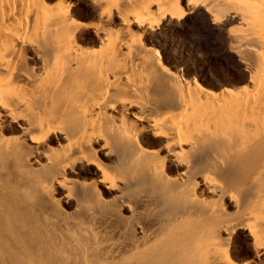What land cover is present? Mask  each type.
<instances>
[{"label": "bare ground", "instance_id": "6f19581e", "mask_svg": "<svg viewBox=\"0 0 264 264\" xmlns=\"http://www.w3.org/2000/svg\"><path fill=\"white\" fill-rule=\"evenodd\" d=\"M122 1L92 0L101 8L99 16L111 17L116 11L124 32L121 40L122 33L118 37L107 30L108 53L95 59L75 50L77 26L70 29L69 6H63L62 1L49 8L46 0H0V264H225L223 255L227 247L223 246L228 239L222 234L229 236L235 231H242V236L252 241L247 245L252 247L254 258L264 262V34L258 29L264 24V0H185V6L199 4L215 21L223 14H215L218 6L234 5L239 20L249 25L252 35L258 36L254 37L261 45L257 55L261 76L258 84L256 73L251 78L252 91L238 94L220 90L212 101L209 100L213 97L202 100L177 95L180 97L175 96L174 108L167 107V111L154 102L124 100V103L122 98L118 108L121 102L113 94L118 90L136 94L139 85L128 80L126 67H119L116 73L115 69L112 79L108 71L121 55L122 42L132 51L135 39L140 40L131 25L143 26L155 12L158 15L151 24H160L167 18L183 19L184 0H142L144 5L131 10L122 9L126 3ZM93 28L96 32L104 30L100 24ZM46 33L55 39V51L50 58L34 47L36 39L41 37L43 41ZM27 55L40 59L38 71L23 68ZM88 69L98 72L90 81L91 87L83 89L87 76L93 75ZM124 75L128 77L122 83ZM110 108L118 111V120L106 112ZM133 108L135 111L130 112ZM17 121L22 122L21 136L6 138L7 126L14 127ZM66 126L72 128L67 130ZM103 129L112 136L109 139L105 134L104 144L122 146L130 163V168L124 170L134 171V175L126 173L131 175L126 177L122 173L119 184L114 174L121 173L124 165L120 168L116 166L120 161L116 163L113 173L96 158L92 146ZM233 130L243 134L237 138L241 139L235 145L238 150L233 147L234 151L222 150L225 145L220 148L217 143L226 142L225 136L233 134L230 133ZM139 132L162 139L159 149L133 153L130 145ZM210 145L217 152L216 156L211 155L215 156V162L208 167L220 177L217 181L220 183L216 182L219 178L208 175L206 170L194 172L197 164H189L193 154ZM208 157L206 161L210 160ZM41 158L45 163H41ZM12 162L18 164L17 171L3 172V164ZM38 162L47 167L37 168ZM14 164L12 168L17 167ZM180 167H183L179 175L181 186L168 187L165 170L170 173V168ZM70 170L81 183L76 182L73 189L71 184L63 198L69 200L73 196L80 210L88 207L92 211L96 208L89 206L100 205L102 199L98 192L93 196L89 190L94 192L100 185L103 192H115L109 199L112 208L97 210V207L91 214L86 213L90 214L88 218L84 215L88 223H83L84 219L71 220L68 214L59 216L58 207L55 209L59 202H54L52 195L58 188H67L66 173ZM188 176L191 181L187 183ZM182 180L185 185L190 183L188 189ZM198 184L214 199L198 197L195 193ZM142 187H147L148 192L128 194ZM181 199L185 201L182 209L167 213L172 203ZM225 201L234 212H225Z\"/></svg>", "mask_w": 264, "mask_h": 264}, {"label": "rangeland", "instance_id": "374dc122", "mask_svg": "<svg viewBox=\"0 0 264 264\" xmlns=\"http://www.w3.org/2000/svg\"><path fill=\"white\" fill-rule=\"evenodd\" d=\"M57 1H62L63 6H65V7L69 6L67 18L69 19L68 22L70 23V29H74L73 27L77 26L76 30L74 31L75 32L74 33L75 47L77 48L75 50H77V53L83 52V55L90 54L91 56H95L94 57L95 59H99L103 55H106V53H108V49L106 47V42L108 40L107 30H110V32H112L113 34L116 33L118 35V37L123 36L122 38H119L121 40L124 38V32H122L123 31L122 22L116 17V11L113 12L114 15L111 17H106V16H104V14L103 15L101 14L99 16L101 8L98 5L94 4L92 2V0H46L49 8H50V6L54 7L55 5H57L58 4ZM56 2H57V4H56ZM124 2H126V3H124ZM130 2L133 4H131ZM122 4H123V6L125 5L124 6L125 8L122 7V9H130L131 10L133 8L134 9L140 8L141 5H144V2L142 0H141V2H140V0L139 1L123 0ZM182 5H183L182 6L183 11L186 10L185 18H183V19H180V20L169 19L168 20V18H167V20L166 19L163 20L160 24H153L154 22L152 20H154V18L157 17V15H158V13L155 12L154 16L150 18V21L145 23L143 26H141L139 28L136 27L135 25L130 26V29H132L133 31H136L137 35L141 36L140 40H139V38L135 39V41H134L135 44L133 46L135 49H132V51L127 50L124 43L123 42L121 43L122 44L121 48H120V54L121 55L119 57L120 60L118 58L117 60H115L113 62V64H110L109 67H111V69L109 68L108 74L110 73L109 77H110V79H112L114 76L113 71H115V69H116V71H115V73H116L117 71H119V69H120L119 67H126V72L129 73L126 75H128L129 77L124 75L123 79H122V83L125 81L124 78L128 77V80H131V79H132V81L135 80L133 82H135V84L138 83L136 85H139V87H140V88L138 87L139 92L141 90L142 91L140 93L137 91V93H136L137 95L136 94H130L129 95L128 93H124V91H122L123 92L122 93V92H120L121 90L120 91L118 90L115 95L113 94L114 99L118 100L119 103L121 102L118 105V108L121 106V104L123 103L124 100L125 101L135 100V101H139V102L143 101L144 103L154 102V103H156V105L158 104V106H159V108H161V110H164V109L166 110L167 107L168 108L170 107V109H173L174 108L173 103L176 100V97H177V99L180 97V96H177L180 94L185 96V97H191V96L199 97L202 100H205L206 98H207V100H209V98L213 97L209 100V101H212L213 99H216L214 97V95L218 96L220 90L221 91L227 90L228 92L233 91V92L238 93V94L243 93L246 90L252 91L254 83L252 84V83H250V81H251V78L254 77L255 73H256L255 77H257L255 83H257L258 81L260 82V80H257L258 76L260 75L258 72L259 70L257 68L258 67V61H257L258 56L257 55L259 54V49H260L259 47L261 46L260 43L258 44V42H259V39H257L258 36L255 33L252 35L251 33H253V31H251V28L249 29V25L246 24L245 22L239 20L238 15L236 14V10L233 9V8H236V7H234V5L232 6V8H231V5L222 6V7L220 6V8L218 6V8L215 9V10H217L216 11L217 13H215V14H220V13L221 14L223 13V14H222V16H220V19L217 21L213 20L209 14L205 13L199 4L185 6L186 1L184 0ZM229 7H230V10H229ZM99 8H100V10H98ZM151 22H153V23L151 24ZM47 24L50 26V22H48ZM96 24H100V26H103L104 30L96 32L93 28V25H96ZM260 25H263V26H260ZM260 25L258 27L259 31L261 30V32H262L260 34H264V24H260ZM260 27H261V29H260ZM120 33H122V36ZM254 36L257 38H255ZM43 38H44V40L42 41L41 37L40 38L38 37L39 40L36 39L37 40L36 42H38V44L35 42L34 47L37 48L39 51H41L43 54H45L46 58H50V55L52 53H54V51H55L54 50L55 39L51 38V35L48 33H46L42 37V39ZM113 39H114V37H113ZM136 41H138V42H136ZM137 55H139V56H137ZM126 57L129 59L132 58L135 61L132 59L126 60L127 59ZM138 57H140L141 59L138 60L139 59ZM33 58H34V56H31V55L28 56L27 55L25 57V59H26L25 60V66H23V68L26 70L29 68L30 72L32 71V69L35 71H38L37 68L40 66V62L38 61L40 59H33ZM124 59L126 61H124ZM127 61L130 64H133L135 62L134 64L136 66L134 64H133L134 66L128 64ZM49 63H51L50 60H49ZM123 64H124V66H122ZM113 65H114V67H112ZM26 67H28V68H26ZM116 67H118V68H116ZM128 67H130V68H128ZM256 68H257V70H256ZM130 69H132V70L130 71ZM92 70H94V71H92ZM88 72L90 74H93V75L87 76V79L85 81L86 85L82 86L81 88L84 87V88L89 89L92 85V82H90V81L94 79V77L98 71L96 69H88ZM260 76H259V79H260ZM119 86H122V84ZM244 86H247V87H244ZM241 88H242V90H241ZM236 91H238V92H236ZM240 91H242V92H240ZM193 92H194V94H193ZM165 94H166V96H165ZM189 94H191V95H189ZM206 94H207V96H206ZM117 95H118V97H120V99H118ZM209 95H210V97H209ZM121 98L123 101H121ZM125 101H124V103H126ZM162 106H164V107L162 108ZM161 110L159 112H161ZM115 111H116L115 108L114 109L110 108L106 112L109 115H111L112 117L115 116L114 119L118 120V116H117L118 111H117V113H115ZM132 111L134 112L135 109L134 108L130 109V112H132ZM164 111L161 113H164ZM173 112L178 113V111H172L171 110V113H173ZM129 118H131V117H127V119H129ZM17 122L18 123L16 125L14 124V127H12V125L7 126V130H6L7 132H5V135H7L8 133L11 135L8 134V136H5L6 138L7 137H20L21 136L20 125L22 124V122H20V121H17ZM137 125H138V123H137ZM70 128H72V126H70ZM70 128L68 126H66L67 130H70ZM9 129H11V130H9ZM103 130L100 133H98V135L101 136L100 137L101 139L98 138V135H97L95 142L92 144L93 148H95L94 149V152L96 154L95 156L103 165L107 166L112 172L115 168L116 163H119V161H120V163H119L120 165L117 164L116 165L117 167L122 168L121 166L124 165L121 173L116 172V174H114V175L118 176V178L116 177L118 180L117 183L118 182L120 183V181H121L120 175H122V177L124 175L122 173H125V177H126V176H129L130 174L134 175V173H133L134 171L132 169H131V171H129L130 170L129 169L126 172L124 170V168L125 169L130 168V167H128V164H130V163H127V159H125L127 157L123 153L124 149L122 148V146H120V145L116 146L114 143L108 144V145L104 144L105 134L110 136V133L106 129H103ZM139 133H138L137 138H135L133 142L131 141L132 143L130 146H133V148L129 146L132 149V151L134 150L133 153H135V151H139V150L146 152V153H149V151L150 152H153V151L156 152V150L159 149V146H160L159 144H162V139L154 138V137L148 135V133H146V132H139ZM230 133H233V134L227 133V135L224 138L226 142L217 143V146L220 148L223 145H225L222 147V150L226 149L225 151H227L229 148H232V147L236 150L237 148L235 147V145L238 146L241 142V139L239 140L237 138L243 136V134H241L239 131L234 132V130L231 131ZM238 133L240 134V136L237 137L236 134H238ZM228 135H230V137H228ZM139 136H140V138H139ZM111 137L112 136H110L109 139ZM226 137L228 138L230 143L227 142L228 140ZM234 138L237 139V141ZM135 140L136 141L139 140L140 143H138L139 141L135 142ZM61 143H62V145H64L63 143H65V142L63 140H61ZM136 143H137V145H136ZM227 144H229V146ZM109 146H110V148H109ZM137 147H138V150H137ZM139 148H141V149H139ZM207 148H205L204 150H201V151L199 150L198 152H196L195 153L196 157L193 154L194 158L189 159V160H191L189 164H191V163L197 164V166L194 168V172L198 171V169H199V171H201V169H203V171L206 170L205 172L208 171L207 172L208 175L211 174V176L214 175V177L216 176L217 178H219L218 180H216L217 179L216 177H215L216 179L211 177L212 179L216 180V182L220 181V177L216 173H213L212 170L210 169V167H208V165H210L211 163L213 164L215 162L214 157L216 156L215 153L217 152L216 147L215 146L213 147L210 145ZM233 148L230 149L229 151H231V150L234 151ZM110 149H112L113 152H111ZM152 149H154V150H152ZM210 151H211V154H210ZM114 153H115V155H114ZM212 153H214V154H212ZM201 154H204V156L206 155L207 157L210 156V157H208L210 160L206 161L207 157L206 156L204 157ZM211 155H215V156L211 157ZM115 156H117V157H115ZM123 156H125V157H123ZM117 158H119V159H117ZM41 159H40L41 163H45L44 159H42V160ZM197 159H200V160H197ZM121 160L123 161L122 165H121ZM212 160H213V162H212ZM33 161L34 160H32V163H33ZM12 163L11 164H3V172H8V171H9V173L16 172L17 171L16 168H18V164L13 163L17 167L12 168L13 167ZM38 163L39 164H38L37 168L42 169L43 164H41L40 162H38ZM200 164H202L201 165L202 167L201 166L198 167V165H200ZM46 165L47 164H45V166ZM33 166H35V168H36L37 163H35ZM45 166H44L43 170L47 167V166L46 167ZM120 168H118V169L120 170ZM182 168L181 167H180V169L177 168L178 171L176 168H173V169L170 168V173L168 171L169 169L165 170L166 171L165 173H167V175L170 176V177L167 176V181H165V184H167L168 187H170V186L171 187H177V186L180 187L181 186L180 185L181 180L179 179V177L181 179H182V177L179 175L183 170ZM207 168L209 170H207ZM37 170H39V169H37ZM126 173H130V174L127 175ZM3 174H5V173H3ZM66 174H67L66 175L67 181L69 182V183L67 182V188L66 187H62L61 189L58 188L57 190H55V192L52 195V198L54 197V199H53L54 202H55V200H56V202H59L58 205L56 203H54V204H56L55 209L57 207H58V209H60V210L56 209L57 210L56 213L58 211L60 212L59 216L64 217V216H67V214H68L69 215L68 217H70L71 220H73V218H78L81 220L84 219L83 223H85V222H87L86 219L89 217V215L92 213V211L97 209V207H98L97 210H104V209L112 208V201H110V200H112V197L115 195L114 194L115 192H112V193L111 192H103L100 189V188H102V186H100V185L98 186L99 188H95L96 192H95V190H94V192L92 190H89V193H91V194L93 193L92 194L93 196H94V194H96L98 192V194H100V196H101L100 198L103 200V201L101 200L100 205H99V203L98 204L96 203L97 205L94 203L92 206L90 205L89 206L90 209L93 207L96 208V209L93 208L92 211L89 210L88 207H87V209L89 210V212L86 211L87 210L86 208H83L85 211L82 208H81L82 210H80L78 205H77L76 200L73 199V196L71 198H69V200H66L65 198H63V196L66 194L65 193L66 189L70 188L69 186H71V184H72L71 188L73 189L75 185H77L78 183H81L80 182L81 180H79L78 177L75 174H73V170L68 171ZM174 176H176V178H175L176 181L172 179V178H174ZM177 176H178V178H177ZM169 178H171V180ZM177 179L180 181H178ZM188 179H189V181H186L187 183L191 181L190 180L191 177L188 176ZM185 180H187V178ZM185 180H182V182H184V185L183 184L182 185L184 186V188L188 189L190 183L189 184L186 183V185H185ZM72 181H74V182H72ZM169 181L172 184H168ZM76 182H77V184H75ZM217 183H220V182H217ZM97 189H98V191H97ZM202 190H203V187L201 186V184H198L196 189H195V193L196 194L198 193L197 196L198 197L201 196L200 197L201 199L212 200V198L214 196L212 194H208L207 192H205L204 190L202 191ZM138 191H139V193H138ZM131 192L128 193L130 196H133V195L137 196L136 194L141 195V194H145L146 192H148V188L147 187L146 188L142 187L140 189L135 188L136 193L134 192V190H132ZM199 193H201V194L199 195ZM110 194H112V195H110ZM102 197H104V198H102ZM55 198H58V199H55ZM104 199L107 201V203H104V204H106V205L108 204V206L102 204V202L105 201ZM57 200H59V201H57ZM61 201L63 204L61 203ZM179 201L180 200L172 203V206H170L171 208H169V209L167 208L168 210L165 209L167 211V213H168V211H169V213H172L173 211H176V210L180 211L182 209V206L185 204V201L182 199H181V202L183 201L182 203ZM64 202H66V205L64 204ZM75 202H76V205H75ZM176 202L177 203L179 202L180 204H177ZM109 204H111V206ZM174 204H177V207ZM59 205H60V207H59ZM75 206H77V207H75ZM103 207H105V208H103ZM174 207H176V208H174ZM223 207L225 209V212H227V213L234 212V208H232V206H230V203H228V201L223 202ZM75 208L79 209L80 212H79V210L76 211ZM74 209L79 214H77L74 211ZM86 213H90V214L89 215L87 214L88 216H86ZM71 214H73L74 216ZM84 215L87 218L86 217L84 218ZM78 216L82 217V218H79ZM242 234H243L242 231H235L232 234H230L229 236L228 235L225 236L224 233L222 234V237L225 240L228 239L227 240L228 242L226 241L227 245L225 244V241H224L225 245L223 246V248L227 247L226 248L227 250L224 249V250H226V251H224L225 254L223 255L224 263L225 264H230V263L231 264H264L263 261L259 262V260L257 261L254 258L253 254H252L253 253L252 247L247 245V244H250V242H252V241L243 237ZM253 258H254V260H253Z\"/></svg>", "mask_w": 264, "mask_h": 264}]
</instances>
